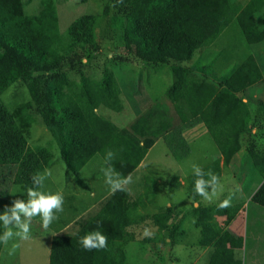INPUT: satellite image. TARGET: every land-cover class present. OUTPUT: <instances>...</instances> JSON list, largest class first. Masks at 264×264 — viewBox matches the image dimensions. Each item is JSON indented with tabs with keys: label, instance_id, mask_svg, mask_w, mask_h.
Here are the masks:
<instances>
[{
	"label": "trees",
	"instance_id": "obj_1",
	"mask_svg": "<svg viewBox=\"0 0 264 264\" xmlns=\"http://www.w3.org/2000/svg\"><path fill=\"white\" fill-rule=\"evenodd\" d=\"M262 2L250 0L240 8L229 0H109L116 15L124 21L127 55L153 66L190 61L197 50L214 43L233 20L249 45L261 42L264 29L257 30L253 15L261 9ZM97 25V16H82L69 25L63 38L52 1H43L37 15L27 16L21 0H0V171L15 169L12 185L33 187V176L52 163L53 155L47 147L28 146L26 132L32 112L39 114L44 126L53 131L68 172L75 184L88 192L90 186L80 172L95 155L105 162L107 152L112 151L111 165L121 177H126L140 166L159 139L176 161L187 158L190 146L184 132L198 125L212 130L220 122L226 125L233 142L238 143L251 121L249 108L239 94L263 78L253 56L247 57L219 85L206 84L200 78L196 81L193 92L198 93L204 87L213 92L200 112L180 82L192 73L174 66L176 80L166 90L165 98L173 104L175 115L156 104L127 127L119 128L96 113L101 107L114 112L123 109L113 74H103L99 80L83 76L73 90L61 86L67 85L61 72L66 64L72 65L81 52L98 51L94 37ZM18 81L28 86L31 100L10 110L2 95ZM253 158L264 177V155L261 158L253 154ZM203 171L219 177V162H212ZM196 179L191 174L185 182L194 188ZM149 180V176H144L145 187L137 199L126 190L112 192L72 224L69 228L75 230L72 235L54 236L49 264H125L126 243L150 240L136 233L142 226H156L168 234L169 241H174L181 231L169 209L164 213L142 214L153 201ZM169 186L176 188L179 182L173 180ZM250 203L264 208V182ZM237 211L238 208L228 210L220 206L194 209V226L200 231L197 244L202 248L213 247L209 264H242L234 258V251L243 248V238L219 230L213 223V215H225L230 220ZM96 230L108 237L107 247L86 251L80 238ZM3 232L0 223V235Z\"/></svg>",
	"mask_w": 264,
	"mask_h": 264
},
{
	"label": "rangeland",
	"instance_id": "obj_2",
	"mask_svg": "<svg viewBox=\"0 0 264 264\" xmlns=\"http://www.w3.org/2000/svg\"><path fill=\"white\" fill-rule=\"evenodd\" d=\"M43 1L53 2L58 15V31L63 38L66 37L67 28L74 20L87 15L97 16L98 25L94 30V37L98 44V51L81 52L72 65L66 64L61 72L65 75L67 85L61 84V86L65 85V88L68 86L73 90L79 85L83 76L91 80H99L103 74H113L120 89L123 109L121 112H114L101 107L96 113L119 128L127 127L149 107L156 104L175 115L173 104L165 98L166 90L176 80L173 73L174 66L186 68L192 73L189 77H182L180 82L199 112L209 103L213 92L209 87L202 88L198 93L193 92L197 80L204 79L206 84L219 85L249 56L254 57L264 76V39L257 44L249 45L243 38L236 20H233L209 47L197 50L190 61L169 62L165 65L153 66L127 55L123 41L124 21L116 15L109 0H21L24 14L37 15ZM229 1L235 6L244 8L250 0ZM253 19L257 30H263L264 0L261 9L253 15ZM244 91V96H239L249 108L251 121L237 144L233 142L226 125L219 122L212 130L199 125L184 132V137L190 146V154L187 158L176 161L169 154L162 139H159L132 174L133 183L126 189L130 190V195H135L134 191L139 190V194L134 196L135 199L143 193L144 176L150 177L148 185L153 190L150 195L153 201L142 211V214L164 213L169 209L179 224L181 234L174 241H169L168 234L160 232L156 226L140 227L136 230L140 238L144 237L145 228L151 229L154 235L149 238L148 242L126 243L124 246L125 264H194V243L200 238L199 231L194 226V209L214 208L230 196L231 206L227 209L232 210L237 201L253 195L264 182V177L258 169V162L253 158V154L261 158L264 155V78L256 83L253 89ZM2 100L10 110L29 102L31 99L28 86L21 81L14 83L3 93ZM29 122L30 126L26 132L28 146L30 148L47 147L53 155L51 165L45 169L50 170L51 175L44 181L43 190L63 191L67 194L77 188L80 197L75 195L73 201L79 202V199L87 196V193L77 187L68 172L61 159L60 148L53 137V131L44 126L40 115L35 112L31 113ZM216 160L219 162V178L223 191L212 202L198 203V199L203 200V198L194 192V188L186 184L185 179L193 174L191 167L193 164L203 169ZM106 166L102 158L95 155L80 172L82 179L88 185H92L91 187H94L97 194L98 191L101 193L100 186L108 185L105 183L102 171ZM14 170V168H9V170L0 171V213L10 207L14 200L27 199V189L11 184ZM173 180L179 182L178 187L169 186ZM6 189H9L7 194ZM68 196L71 197V194ZM67 217V213L60 212L57 220H54L48 229L52 225L60 227ZM250 221L252 219L248 221L249 227ZM257 222L264 233V215ZM74 231V229H69L62 233L72 235ZM50 233L51 231L41 228L40 221L37 224L32 222L31 239L23 241L14 238L9 241L8 245H4L0 264H7L4 252H9L15 243L19 244L15 252L20 254L14 253L11 256L12 262L9 264H26L27 261L30 264V251L33 249L39 252H35L34 259H32L34 263L36 264L39 257L45 261V248H47V237ZM33 239L34 243L31 245L38 246V248L26 247L27 242ZM263 246L264 242H261L258 246L259 250ZM243 250L241 262L250 264L252 256L255 255L251 256L252 250L249 242ZM260 262L263 261L260 260ZM197 264H207V256L200 259Z\"/></svg>",
	"mask_w": 264,
	"mask_h": 264
},
{
	"label": "clouds",
	"instance_id": "obj_3",
	"mask_svg": "<svg viewBox=\"0 0 264 264\" xmlns=\"http://www.w3.org/2000/svg\"><path fill=\"white\" fill-rule=\"evenodd\" d=\"M113 158L114 153L108 151L105 156V164L107 166L102 171L105 183L109 185L110 191L115 193L116 191L126 190L127 186L133 183V177L131 174L121 177L120 173L111 165ZM191 167L193 174L197 177L194 184V192L205 201L212 202L223 191L220 178L211 172L205 173L198 165L193 164ZM50 175V170H45L44 173H38L33 176V187L27 189V199L14 200L10 207L0 213V223L3 224L5 229L3 234L0 235V243L8 245L9 241L14 238L28 241L31 239V225L34 218L40 217L41 226L47 229L57 219L56 213L63 211V193L61 191L51 192L43 190L44 181ZM206 175L208 179H205ZM219 206L221 208L230 207L231 197L225 198ZM153 235L154 232L151 229H144V237L151 238ZM107 240L108 237L106 235L96 230L85 234L80 238L79 242L86 251H91L93 249H105ZM18 247V243L13 244L9 255H12Z\"/></svg>",
	"mask_w": 264,
	"mask_h": 264
},
{
	"label": "crops",
	"instance_id": "obj_4",
	"mask_svg": "<svg viewBox=\"0 0 264 264\" xmlns=\"http://www.w3.org/2000/svg\"><path fill=\"white\" fill-rule=\"evenodd\" d=\"M263 78H264V76H263ZM253 88H254V85L247 88V89H253ZM244 93H245V91L241 92L239 95H241L243 97ZM91 186H90L89 192L85 191V193H87V196H85L84 198H80L79 202H77V203H75L73 201V197L75 195L77 197H80V195L77 193V192H79V189L76 190L77 189L76 188L74 191H72L71 193H67V194H65L63 191H61L64 195V204H63V211L62 212L67 213L68 217L65 221H62L60 227H55L56 225H52V227H51L52 229L51 228L50 229H48V228L44 229L41 226L42 229H44L46 231H51V233L47 237L48 243H47V248H45L46 260H45V257H44L45 261L42 260V257H39V260L36 262V264H49L48 257L50 254L51 241H52L53 237L61 234L63 231L64 232L68 231V229L72 226V224L76 220H78L80 217H82L83 215H85L86 213L91 211L97 204H99L104 198H106L109 194L112 193L109 189V185H104V187H103V185L100 186L101 193H99V191H98V194H97V191L94 190V187H91ZM140 187H141V184H140ZM47 188H48V186H47ZM126 191L129 194L131 193L130 190H128V189H126ZM52 192H56V190L52 191ZM68 194H71V197H69ZM134 194L135 195L131 194V196L135 199L136 197H134V196H137L139 194V190L134 191ZM252 196L253 195H251L250 197H246L244 199V200H247L246 202L244 200H240V201L236 202V204H235L236 206H234L233 209L238 208V211L232 219L228 220L227 216H225V215H221V216L213 215V220H214L213 223L219 230L230 231L234 235L243 238V243H244L243 248L235 249V251H234V258L236 260H241L240 258L243 256V251H244L243 249L245 246H247V243L249 242V244L251 246V250H252L251 256H252V254L255 255V256H252L250 264H264V246L260 250L258 248L259 244L261 242H264V233L262 232L261 228H259V226H258L259 222H257V220L259 218H261V216L264 215V209L262 207L256 205V204L250 203ZM197 202L201 203V202H205V200L204 199L203 200L198 199ZM247 203H248V205H247ZM218 205H220V204H218ZM58 214H60V212H58ZM58 214H56V216ZM250 219H252V221H250L251 225L249 227L248 221ZM39 221H40L39 217H36L33 219V222H35L36 224ZM4 231H5V229H4ZM199 234H200V231H199ZM33 243H34V239L27 242V245H25V246L28 248H31V249L32 248H38V246L33 247V245H31ZM227 247L229 248V245H227ZM3 249H4V244L1 245L0 257L3 255ZM212 251H213L212 246L202 248V247L198 246L197 242L194 243V256H195L194 257V264H197L200 259H202L206 256H207V264H209L210 258L212 255ZM35 252L39 253L38 251H34V249L30 251V257H31L30 264H35L34 261L32 260V259H34ZM14 253H19V252H14ZM14 253L12 255H9V252H6V253L4 252L5 261L7 262V264H9V262H12L11 256H13ZM20 257H21V255L19 256V258ZM260 260H262L263 262H260ZM26 264H29L28 261L26 262Z\"/></svg>",
	"mask_w": 264,
	"mask_h": 264
}]
</instances>
